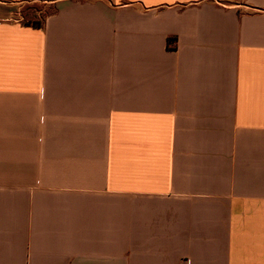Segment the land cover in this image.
Masks as SVG:
<instances>
[{"label":"crops","instance_id":"obj_1","mask_svg":"<svg viewBox=\"0 0 264 264\" xmlns=\"http://www.w3.org/2000/svg\"><path fill=\"white\" fill-rule=\"evenodd\" d=\"M0 264H264V0H0Z\"/></svg>","mask_w":264,"mask_h":264},{"label":"rangeland","instance_id":"obj_2","mask_svg":"<svg viewBox=\"0 0 264 264\" xmlns=\"http://www.w3.org/2000/svg\"><path fill=\"white\" fill-rule=\"evenodd\" d=\"M54 6L46 2H38L32 5H27L25 8V22L41 21L46 15L53 12Z\"/></svg>","mask_w":264,"mask_h":264},{"label":"trees","instance_id":"obj_3","mask_svg":"<svg viewBox=\"0 0 264 264\" xmlns=\"http://www.w3.org/2000/svg\"><path fill=\"white\" fill-rule=\"evenodd\" d=\"M28 25H33V26H36V27H41L42 26V22L39 21V20H36L34 22H27Z\"/></svg>","mask_w":264,"mask_h":264}]
</instances>
